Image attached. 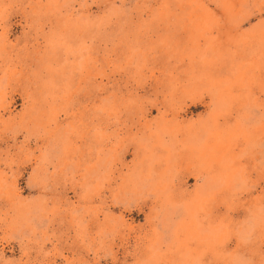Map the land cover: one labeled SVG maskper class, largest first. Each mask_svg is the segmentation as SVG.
<instances>
[{
	"label": "rangeland",
	"instance_id": "374dc122",
	"mask_svg": "<svg viewBox=\"0 0 264 264\" xmlns=\"http://www.w3.org/2000/svg\"><path fill=\"white\" fill-rule=\"evenodd\" d=\"M0 264H264V0H0Z\"/></svg>",
	"mask_w": 264,
	"mask_h": 264
}]
</instances>
